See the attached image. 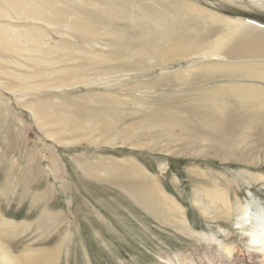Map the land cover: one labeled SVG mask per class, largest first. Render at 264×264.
<instances>
[{"label": "rangeland", "instance_id": "1", "mask_svg": "<svg viewBox=\"0 0 264 264\" xmlns=\"http://www.w3.org/2000/svg\"><path fill=\"white\" fill-rule=\"evenodd\" d=\"M34 1L56 24L0 14V27L44 35L23 56L0 49V246L35 264H264L236 224L251 199L264 215V130L247 132L246 150L230 140L243 133L233 113L215 135L199 124L209 95L196 102L180 74L216 59L193 64L191 48L172 57L185 45L158 37L183 1L261 23L264 3ZM15 72L32 76L27 87ZM213 187L221 198L210 201Z\"/></svg>", "mask_w": 264, "mask_h": 264}, {"label": "bare ground", "instance_id": "2", "mask_svg": "<svg viewBox=\"0 0 264 264\" xmlns=\"http://www.w3.org/2000/svg\"><path fill=\"white\" fill-rule=\"evenodd\" d=\"M263 1L259 0L258 2L264 3ZM181 8L183 16L181 15L180 20L166 19L158 28L160 41H170L171 38V47L179 44L185 45V47H180L178 51L177 49H170L168 53H172L174 55L172 57H178L182 52L186 53L191 48L192 52L199 56L191 60L193 64H196L200 59H216L215 61L220 59L223 61L207 60L201 66L184 71V75L179 73L182 88L190 90L197 86L196 94L198 93L199 95L195 96V101H204V96L209 95L204 105L200 106L202 102H199L197 106L207 114L205 117H199V124L208 126L211 134H214L227 121H230L233 113L231 123L238 130H243V133L239 131L230 140L234 142V145L235 143L242 145L246 150L252 149L255 143L248 144L249 135L247 132L249 130L252 133L257 130H264V27L258 26V28L251 23H247L242 18L226 19L217 13L213 14L205 11L188 1H183ZM47 12L44 5L34 0H0V14L2 15L7 16L9 13H13L16 17L42 21L48 25L51 23L56 24L55 18ZM184 16L197 21L198 26L194 24L195 26L192 28L190 24L186 25L187 20H185ZM211 21L213 23H223V28H213L210 31L207 27L212 23ZM79 29V31L86 32L82 28ZM214 29L216 30L215 33ZM43 37L42 32L36 29L16 30L11 26L1 25L0 49L7 53L12 52L23 56L21 53L32 47L27 45L29 42L35 44L34 50L38 51L39 44L43 43ZM34 50L30 51L33 52ZM256 50H258V53L252 54ZM29 58L39 63H54L48 61L47 58ZM161 58H163V61L167 59L163 56ZM161 58L160 61H162ZM12 74L17 79L20 88L23 86L27 87V81L32 77L16 72ZM197 78H199V81ZM223 78L226 79L222 80ZM218 79L221 81L220 83H216ZM202 80H206V82L204 83ZM210 81H214L211 84L213 87L205 85L200 88L203 84ZM40 87V85L35 84L28 88L38 89ZM231 123L229 127H233ZM262 143L264 144V140H259L258 145L260 146ZM218 193L219 190L213 187L207 189L206 197L210 201H215L221 198V193ZM255 202L251 199L245 203L238 204L240 213L236 217V224L241 229L248 225V229L243 231V234L248 238L249 247H253L255 251L264 256V215L255 216L251 213L254 207H258ZM224 203L227 205L226 201ZM172 208L176 210L173 205ZM3 222L5 223L6 221L0 216V224L2 226H4ZM223 251L229 254L228 247H225ZM0 264L35 263L29 254L14 255L0 246Z\"/></svg>", "mask_w": 264, "mask_h": 264}]
</instances>
